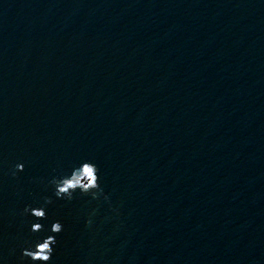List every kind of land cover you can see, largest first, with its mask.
Here are the masks:
<instances>
[{
  "label": "water",
  "instance_id": "95a60500",
  "mask_svg": "<svg viewBox=\"0 0 264 264\" xmlns=\"http://www.w3.org/2000/svg\"><path fill=\"white\" fill-rule=\"evenodd\" d=\"M85 158L116 211L53 195ZM48 234L49 264H264V0H0V264Z\"/></svg>",
  "mask_w": 264,
  "mask_h": 264
},
{
  "label": "clouds",
  "instance_id": "9594fccd",
  "mask_svg": "<svg viewBox=\"0 0 264 264\" xmlns=\"http://www.w3.org/2000/svg\"><path fill=\"white\" fill-rule=\"evenodd\" d=\"M24 168L23 163H16L11 175L15 177L18 171H22ZM48 183L53 188V195L58 199L71 201L74 198V193L79 192L81 195L90 196L93 200H103L108 204L112 211L116 209L112 208L110 198L105 193L101 185V177L97 164L90 159H83L77 166H73L70 173H61L58 176L52 177ZM52 202L51 197L44 196L43 203L37 207L31 205H25L21 215L31 214L35 218V222L31 223V231L36 232H50L53 234H59L63 231V225L59 220H54L50 228H46L45 225L40 223L41 220L47 219L46 206ZM94 215V213H93ZM86 226L91 227L93 221L89 218L85 221ZM48 234L43 236H36L32 240L25 241L27 247H21L19 259L21 261L28 259L32 264H49L52 260L54 253V245L57 240L55 235Z\"/></svg>",
  "mask_w": 264,
  "mask_h": 264
}]
</instances>
